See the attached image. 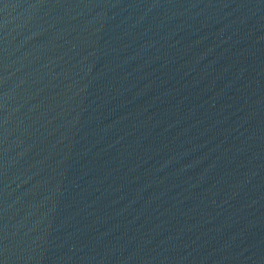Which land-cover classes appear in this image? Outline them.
Listing matches in <instances>:
<instances>
[{"label":"water","instance_id":"95a60500","mask_svg":"<svg viewBox=\"0 0 264 264\" xmlns=\"http://www.w3.org/2000/svg\"><path fill=\"white\" fill-rule=\"evenodd\" d=\"M0 264H264V0H0Z\"/></svg>","mask_w":264,"mask_h":264}]
</instances>
